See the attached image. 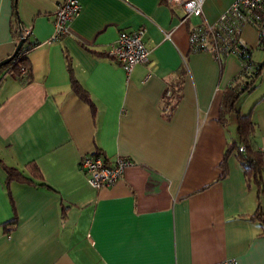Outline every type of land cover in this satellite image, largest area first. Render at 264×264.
<instances>
[{"label":"crops","instance_id":"1","mask_svg":"<svg viewBox=\"0 0 264 264\" xmlns=\"http://www.w3.org/2000/svg\"><path fill=\"white\" fill-rule=\"evenodd\" d=\"M11 1L0 0V59L14 50ZM61 1H15L35 46L27 51L30 80L8 75L0 83V160L19 169L34 162L50 187L12 181L6 188L0 165V264H264V232L250 218L257 207L264 212V194L244 179L233 152L220 176L226 144L238 139L235 114L218 121L239 71L235 55L220 64L210 51L190 50L187 34L199 19L182 20L164 0H77L67 32L47 43ZM231 1L205 0L201 20L212 23ZM141 27L147 62L126 75L108 49L119 31ZM240 28L253 61L256 28ZM66 56L93 111L69 88ZM257 79L234 107L250 114V144L260 150L264 91L249 99ZM168 85L180 94L165 114ZM97 147L109 161L124 156L132 164L95 189L77 163ZM7 191L17 222L4 233L12 217Z\"/></svg>","mask_w":264,"mask_h":264},{"label":"built area","instance_id":"2","mask_svg":"<svg viewBox=\"0 0 264 264\" xmlns=\"http://www.w3.org/2000/svg\"><path fill=\"white\" fill-rule=\"evenodd\" d=\"M204 1L164 0L170 9L180 8L183 11L182 20L188 19L190 16L199 19L197 23L190 25V32L187 34L190 50L193 52L210 51L215 54V58L225 53H232L237 60L240 58L238 60L239 70L249 68L250 65L246 59L248 46L239 47L238 31L243 25H253L257 35L263 32L264 0H232L209 24H205L201 20ZM79 9L80 4L77 0H63L55 6L51 21V37L46 41L47 43L54 42L64 36L70 21L78 14ZM28 31V27L23 28L22 36H25ZM142 33H144L142 27L133 31L121 30L108 49V54L119 63L126 75L135 64L147 62L148 50L141 41ZM32 46L34 47L35 43L27 49ZM260 150L264 154V149ZM131 164L132 161L124 156H116L109 161L102 155L89 153L79 158L77 166L88 185L98 189L117 182L123 169ZM212 264H237V261L227 258Z\"/></svg>","mask_w":264,"mask_h":264},{"label":"trees","instance_id":"3","mask_svg":"<svg viewBox=\"0 0 264 264\" xmlns=\"http://www.w3.org/2000/svg\"><path fill=\"white\" fill-rule=\"evenodd\" d=\"M15 1L16 0L11 1L10 14V34L12 37H14V50L10 54L8 53L6 57L0 59L1 61L3 59H6L8 56L10 57L7 63L0 65V83L8 75L18 80L22 79L24 81H29L32 74L30 61L27 57V51L31 48H27H29L31 44H34V41L30 39L29 33H27L25 36H22L23 26L19 20V12H17ZM20 37H24L23 43L19 47V50L15 51V46ZM258 39L259 41L257 42L256 47L260 46L264 49V29L262 33H258ZM240 46L244 47L245 44L240 41L239 47ZM246 52V59L250 66L247 69L241 68L233 77V79H231V82H229L228 86L225 89V92H223L221 101L222 104H220V116L218 117V121H220V123H223L222 116L224 115V112H232L233 114H235V121L237 126L236 135L238 138L237 140H232L231 142L226 144L225 153H223V159L221 162L222 171L220 176H223L225 173V164H223L224 159L233 152L236 160L238 161V163H240L244 179L247 180L248 183L253 184L255 187H257L256 193L259 194L260 192V194H264V154L262 153V150L254 149L250 144V136L252 133V129L254 128V125L249 117L250 114H242L234 107V104H236V99L242 94V92H248L252 90L254 80L260 77V72L262 70V67L264 66V60L261 62H255L254 60H251L250 54L252 52L249 47H247ZM224 55H226V53L218 57L220 64L221 59ZM65 60L66 70L67 72H69L68 76L70 90L72 91V93L78 96L80 100L84 101L93 111L95 107L93 106V103L90 99L91 96L84 89V87L79 84V82L74 78L72 74L70 66L71 59L66 56ZM238 60H240V58H238ZM236 79H240L238 83L235 82ZM165 92L166 94H164L163 96L164 103L162 108L165 114H168L169 109L175 105L174 103L179 97L180 93L178 92L177 88L171 87L170 85L167 86ZM261 99H264V95ZM240 147H242V149H240ZM91 154L104 156L100 149H98V147L94 151H92ZM0 165L4 173V184L6 185V188L12 181L19 184H39V186H45L47 188L50 187L46 185V183H44L37 165L32 161L24 163L22 169L13 167V165L7 166L2 163V160H0ZM7 195L9 197L8 201L12 209V217L2 223L4 233L9 232L12 229L14 223L17 222L15 215L16 209H14V203L12 200L13 197L11 196L9 191H7ZM250 218L257 221L263 229L262 232H264V212L260 210V207L256 208L254 213L250 215Z\"/></svg>","mask_w":264,"mask_h":264},{"label":"rangeland","instance_id":"4","mask_svg":"<svg viewBox=\"0 0 264 264\" xmlns=\"http://www.w3.org/2000/svg\"><path fill=\"white\" fill-rule=\"evenodd\" d=\"M254 50V49H253ZM252 54V59H254L256 62L264 60V49L263 48H256ZM260 77L256 81V86L254 87V91L249 95V99L252 98L255 93L262 92L264 91V66L262 69L261 74L259 75Z\"/></svg>","mask_w":264,"mask_h":264},{"label":"water","instance_id":"5","mask_svg":"<svg viewBox=\"0 0 264 264\" xmlns=\"http://www.w3.org/2000/svg\"><path fill=\"white\" fill-rule=\"evenodd\" d=\"M23 39H24V37H20L19 38V41L17 42V44H16V46H15V51L16 50H19V47L22 45V43H23ZM10 59V57L8 56L6 59H3V60H1L0 61V65L1 64H5V63H7V61Z\"/></svg>","mask_w":264,"mask_h":264}]
</instances>
